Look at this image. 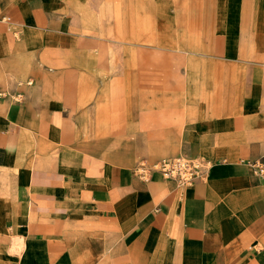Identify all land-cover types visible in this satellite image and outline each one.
<instances>
[{
    "label": "crops",
    "instance_id": "1",
    "mask_svg": "<svg viewBox=\"0 0 264 264\" xmlns=\"http://www.w3.org/2000/svg\"><path fill=\"white\" fill-rule=\"evenodd\" d=\"M263 154L264 0H0V264H264Z\"/></svg>",
    "mask_w": 264,
    "mask_h": 264
},
{
    "label": "built area",
    "instance_id": "2",
    "mask_svg": "<svg viewBox=\"0 0 264 264\" xmlns=\"http://www.w3.org/2000/svg\"><path fill=\"white\" fill-rule=\"evenodd\" d=\"M246 164L252 172L264 179V154L246 159ZM210 161L199 156L189 157L186 155H176L173 157H160L153 161L139 159L132 168V173L141 179H149L151 173L158 172L164 178L175 181L176 185L186 188L192 185L197 177H202Z\"/></svg>",
    "mask_w": 264,
    "mask_h": 264
},
{
    "label": "rangeland",
    "instance_id": "3",
    "mask_svg": "<svg viewBox=\"0 0 264 264\" xmlns=\"http://www.w3.org/2000/svg\"><path fill=\"white\" fill-rule=\"evenodd\" d=\"M161 156H163V157H173V155H161ZM150 158H155V156H151Z\"/></svg>",
    "mask_w": 264,
    "mask_h": 264
}]
</instances>
